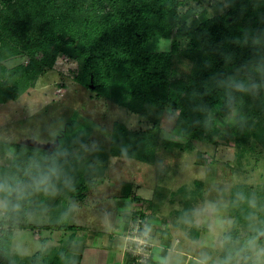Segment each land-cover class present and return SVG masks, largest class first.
Listing matches in <instances>:
<instances>
[{
  "label": "trees",
  "instance_id": "16d2710c",
  "mask_svg": "<svg viewBox=\"0 0 264 264\" xmlns=\"http://www.w3.org/2000/svg\"><path fill=\"white\" fill-rule=\"evenodd\" d=\"M193 2L199 6L204 3L0 0V103L17 100L42 73L55 66L61 54H66L82 62L75 81L98 97L132 111L144 105L156 108L162 115L168 107L177 109V125L183 134L202 140H212L219 134L213 111L228 114L235 110L240 122L236 130L239 136H252L264 145V0H218L212 5V12L188 7ZM247 27L261 32L256 45L245 35ZM161 38L171 41L170 51L158 52L153 47L152 43ZM175 55L193 62L188 81L174 70ZM20 56L27 61L12 68L5 64ZM236 86H247L253 91L240 102L234 95ZM123 126L117 123L116 128ZM130 133L126 130L125 134L139 137ZM150 143L149 153H136L130 143L132 146H126L122 156L154 163L156 142ZM5 147L13 150V158L8 167L0 170V198L5 213L0 264H71L70 250L77 228L73 225L66 229L61 224L64 209L52 207L49 227L64 229V234L71 232L66 247L43 250L29 263L10 253L14 228H24L18 221L27 218L39 186L65 192L72 184L71 195L81 201L86 190L95 184L94 179L106 175L108 162L90 156L83 161V169L70 170L66 167L80 161L62 155L61 150L23 144ZM240 188V197H233V204L240 210L234 228L242 218L251 222V216H257L259 222L252 237L262 244L264 190ZM233 237V231L224 235L231 257L247 242L239 240L241 244L234 245Z\"/></svg>",
  "mask_w": 264,
  "mask_h": 264
},
{
  "label": "rangeland",
  "instance_id": "374dc122",
  "mask_svg": "<svg viewBox=\"0 0 264 264\" xmlns=\"http://www.w3.org/2000/svg\"><path fill=\"white\" fill-rule=\"evenodd\" d=\"M203 1L200 6L193 2L188 7L198 12L203 7L212 12V5L218 0ZM245 35L256 45L261 32L247 27ZM152 45L158 52L171 49L169 39H158ZM26 61L20 56L5 64L12 68ZM173 62L178 76L188 81L193 62L178 55ZM81 67V61L61 54L55 66L42 73L25 94L15 101L0 103V170L8 167L13 158V150L7 149L6 144H23L61 150L62 155L80 161L66 167L70 170L83 169V161L96 156L110 163V177L88 196L90 207L77 206L79 201L70 193L72 184L65 192L60 189L53 192L48 185L39 186L27 218L18 221L24 228L19 229L17 225L14 228L10 253L29 263L43 250L65 248L72 234L49 227L52 207L66 211L61 216V224L66 225V229L73 225L79 227L86 219L90 220L91 228L99 229L105 217L102 207L106 190L115 192L123 184H135L140 186L138 193L142 198H150V214L164 220L163 229L174 235L172 240H179V250L195 251L193 255L199 259L185 261L184 258L176 264H264V242L258 244L252 237L259 222L257 216H251V222L242 218L234 228L240 210L233 204V197H240L243 190L240 187L264 190V145L252 136H239L236 111L228 114L213 111L212 118L216 119L219 129L214 139L188 138L177 125L179 110L168 107L162 115L156 108L144 105L132 111L113 100L98 97L75 81ZM234 81L237 82V78ZM249 89L236 86L234 95L238 101L247 98L253 91ZM117 123L125 126L116 128ZM125 129L139 137H127ZM152 140L156 142L154 163L122 156L125 147L132 143L135 152L149 153ZM100 179L95 178L94 183L100 184ZM148 211H142V207L134 210L135 213L145 212L149 217ZM4 214V201L0 198V233ZM109 214L115 222V210L111 207ZM131 219L132 216L128 221ZM43 223L47 227L42 226ZM231 231L234 245L247 239L246 245L239 247L240 251L233 257L224 245V235ZM78 235L86 238L89 231H78ZM183 245L187 248H182ZM169 257L167 264H170ZM161 263L166 261L162 259Z\"/></svg>",
  "mask_w": 264,
  "mask_h": 264
},
{
  "label": "crops",
  "instance_id": "0c3cea01",
  "mask_svg": "<svg viewBox=\"0 0 264 264\" xmlns=\"http://www.w3.org/2000/svg\"><path fill=\"white\" fill-rule=\"evenodd\" d=\"M108 171L103 178H99L101 180L99 182L100 184H98V182V185L94 184L87 194L85 193L84 199L77 203V206L78 204L87 205L88 207L91 206V203L88 201V196L97 189L96 186L103 185L107 182L110 177ZM139 188V185L123 184L122 188L115 192L112 190H106L105 195H103L105 206L102 207L105 217L103 218L101 226L98 227L99 229L91 228L89 219L82 220L80 226H76L77 232L74 238L73 247L70 251V258L73 264H132L130 258L125 252L124 233L126 231L128 219L135 214L134 210H139V207H142V211L149 210V229L153 236V240L157 245L154 259L151 264H162V259H164L166 261L165 264H167L169 254H171L169 257L170 264H176L177 261H182L184 258L185 261L198 259L193 255L195 251L191 253L184 249L179 250V248H181L179 246V240L175 238L173 241L172 237L174 235L172 234L171 236V233H169L166 228L163 229L165 226L164 220L160 221L157 218L155 219V217L150 214V198H142L138 193ZM106 201L109 202V204L106 203ZM110 207L115 210V222L111 220L109 214ZM42 226L47 227L46 224ZM85 230L89 231V235L86 236V238L82 235H78V231ZM168 234L170 235L169 237ZM189 242L191 243L192 241ZM202 245H204V243ZM188 246L191 247V244ZM183 247L187 248V245H183L182 248ZM201 254L202 253H200V256ZM203 255L208 257L206 254ZM164 256L167 257V260ZM202 261L205 262L204 259ZM185 263L187 264V262Z\"/></svg>",
  "mask_w": 264,
  "mask_h": 264
},
{
  "label": "built area",
  "instance_id": "2783aa9c",
  "mask_svg": "<svg viewBox=\"0 0 264 264\" xmlns=\"http://www.w3.org/2000/svg\"><path fill=\"white\" fill-rule=\"evenodd\" d=\"M149 217L145 212H137L128 221L125 233V252L132 264H151L156 252V244L149 229Z\"/></svg>",
  "mask_w": 264,
  "mask_h": 264
},
{
  "label": "clouds",
  "instance_id": "9594fccd",
  "mask_svg": "<svg viewBox=\"0 0 264 264\" xmlns=\"http://www.w3.org/2000/svg\"><path fill=\"white\" fill-rule=\"evenodd\" d=\"M0 187H2V186H0Z\"/></svg>",
  "mask_w": 264,
  "mask_h": 264
}]
</instances>
